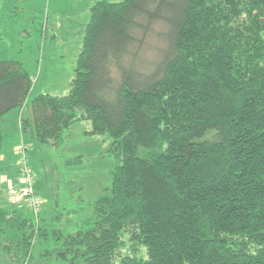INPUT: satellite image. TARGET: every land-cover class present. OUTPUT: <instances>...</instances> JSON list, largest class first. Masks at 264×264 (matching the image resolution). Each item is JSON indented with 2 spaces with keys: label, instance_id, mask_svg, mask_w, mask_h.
I'll return each mask as SVG.
<instances>
[{
  "label": "trees",
  "instance_id": "1",
  "mask_svg": "<svg viewBox=\"0 0 264 264\" xmlns=\"http://www.w3.org/2000/svg\"><path fill=\"white\" fill-rule=\"evenodd\" d=\"M74 73L67 96L30 99L0 62V155L14 110L56 149L87 121L111 141L110 186L75 233L0 207V264H112L125 231L146 255L120 264H264V0L101 1Z\"/></svg>",
  "mask_w": 264,
  "mask_h": 264
},
{
  "label": "rangeland",
  "instance_id": "2",
  "mask_svg": "<svg viewBox=\"0 0 264 264\" xmlns=\"http://www.w3.org/2000/svg\"><path fill=\"white\" fill-rule=\"evenodd\" d=\"M101 1L122 0H0V62L19 63L28 72L30 99L41 94L68 95L86 26ZM152 39L147 43L155 44ZM144 51L150 57L155 53L153 48ZM21 113L14 110L1 123L0 207L30 214L19 197V165L24 160L32 173L33 195L41 202L39 217L47 211L48 230L75 233L90 229L92 204L110 186L109 173L115 165L108 152L111 141L89 136L90 123L80 121L65 133L57 149L40 146L22 133ZM33 221L39 228V219ZM120 242L112 264H120L125 256L146 255L131 240L130 231L120 234Z\"/></svg>",
  "mask_w": 264,
  "mask_h": 264
},
{
  "label": "built area",
  "instance_id": "3",
  "mask_svg": "<svg viewBox=\"0 0 264 264\" xmlns=\"http://www.w3.org/2000/svg\"><path fill=\"white\" fill-rule=\"evenodd\" d=\"M19 170L20 171L18 173V178L21 185L19 197H22L21 199L25 200L33 219L37 220L40 213L41 202L36 196L33 195L34 186L32 183V173L30 172V169L27 167L26 163H24V160L21 161V164L19 165Z\"/></svg>",
  "mask_w": 264,
  "mask_h": 264
},
{
  "label": "crops",
  "instance_id": "4",
  "mask_svg": "<svg viewBox=\"0 0 264 264\" xmlns=\"http://www.w3.org/2000/svg\"><path fill=\"white\" fill-rule=\"evenodd\" d=\"M13 134H14V132H13ZM15 136H16V134H14ZM16 145V144H15ZM13 147V146H12ZM34 150V149H33ZM31 152V151H30ZM12 154V153H11ZM2 155V154H1ZM0 155V161L2 160V156ZM9 167H10V165H9Z\"/></svg>",
  "mask_w": 264,
  "mask_h": 264
}]
</instances>
